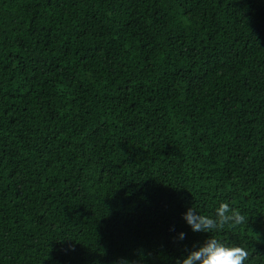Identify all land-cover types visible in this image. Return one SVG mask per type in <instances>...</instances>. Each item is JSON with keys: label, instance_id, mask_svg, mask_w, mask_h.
Returning <instances> with one entry per match:
<instances>
[{"label": "trees", "instance_id": "trees-1", "mask_svg": "<svg viewBox=\"0 0 264 264\" xmlns=\"http://www.w3.org/2000/svg\"><path fill=\"white\" fill-rule=\"evenodd\" d=\"M261 230L264 0H0V264H264Z\"/></svg>", "mask_w": 264, "mask_h": 264}, {"label": "clouds", "instance_id": "clouds-1", "mask_svg": "<svg viewBox=\"0 0 264 264\" xmlns=\"http://www.w3.org/2000/svg\"><path fill=\"white\" fill-rule=\"evenodd\" d=\"M183 218L194 232L212 233L246 223L247 218L228 203H220L214 216L199 214L189 208ZM184 233H180L183 239ZM249 252L239 245H228L216 238H208L198 248L191 250L179 264H246Z\"/></svg>", "mask_w": 264, "mask_h": 264}, {"label": "rangeland", "instance_id": "rangeland-1", "mask_svg": "<svg viewBox=\"0 0 264 264\" xmlns=\"http://www.w3.org/2000/svg\"><path fill=\"white\" fill-rule=\"evenodd\" d=\"M261 232H264V230H261V231H260V234H262ZM263 238H264V237H263Z\"/></svg>", "mask_w": 264, "mask_h": 264}]
</instances>
